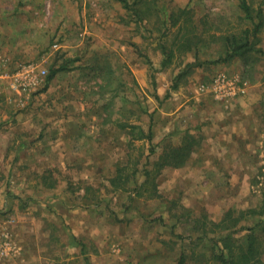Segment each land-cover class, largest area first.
I'll return each mask as SVG.
<instances>
[{"label":"rangeland","instance_id":"rangeland-1","mask_svg":"<svg viewBox=\"0 0 264 264\" xmlns=\"http://www.w3.org/2000/svg\"><path fill=\"white\" fill-rule=\"evenodd\" d=\"M248 1L255 8L262 4L264 14V0ZM128 2L140 7L143 23L120 0H0L2 71L11 72L22 61L48 72L66 63L28 95L9 99L4 96L8 79L0 82V130L5 132L0 148L12 166L9 173L0 172V181L7 183L0 201L15 203L14 209L2 210L1 223L12 216L22 219L3 224L0 239L10 231L17 252L0 262L29 245L54 264H177L181 255L183 264H224L211 240L218 234L196 239L200 231L194 224L208 217L218 221L229 207L254 206L262 197L264 28L253 51L213 62L225 52V34L251 27L239 0ZM169 15L180 19L173 24ZM211 67L214 75L241 77L244 93L234 98L248 99L250 153L237 159L238 169L248 164L250 171L242 197L228 199L233 193L222 190L220 202L184 201L182 174L172 166L155 178L156 197L136 195L142 170L115 189L110 179L118 171L130 175L138 161L143 168L161 146L178 143L177 112L187 118L193 107L221 101L201 90ZM203 114L207 120L209 112ZM245 233L235 238L244 242ZM254 264H264V254Z\"/></svg>","mask_w":264,"mask_h":264},{"label":"crops","instance_id":"crops-1","mask_svg":"<svg viewBox=\"0 0 264 264\" xmlns=\"http://www.w3.org/2000/svg\"><path fill=\"white\" fill-rule=\"evenodd\" d=\"M212 68H210L209 73H205L207 74L205 82L210 81L214 76V69ZM210 73L213 74L211 75ZM237 79L241 80L242 78L237 77ZM243 83L246 84L247 81L243 80ZM162 86L161 82L159 87ZM6 92L7 94L4 93V96L9 99L12 96H16L9 90H6ZM206 93L208 94V92ZM13 102L9 101L6 104L12 106ZM247 102L248 99L238 97L229 100V103L221 100L215 105L212 104L210 106L207 104L205 108L193 107V113L189 114L190 116H187V118H181V114L177 112V141L179 142L186 133L195 136L198 140L195 150L190 154L186 163L181 167H177L183 178V181L178 182L183 184L184 201L205 198L210 201L212 199L220 202L222 190L227 191V193H233L227 197L228 199L232 197L237 198L238 196L242 197V195H239V192L243 193L242 190L245 189L246 178H248L250 171L248 164L247 167L242 166L238 169L237 159L241 154L250 153L248 146L245 145L246 138H248L245 131L247 125L245 119ZM205 111L209 112L207 120L201 117ZM3 132L0 130V136L4 135ZM5 157L6 151L0 148V172L9 173L12 166L11 163L5 160ZM198 157L199 159L195 160ZM250 169L252 170V168ZM178 175L179 173H177V177ZM6 186L7 183L3 184L1 180L0 190L5 189ZM10 200L5 198L3 201H0V213L7 208H15V203ZM16 206L18 207L19 204H16ZM2 219V215L0 214V230L5 225L6 227L9 225L13 226L14 222L22 220L19 215L18 219L12 216L9 221L1 223ZM208 220L214 221L215 219L213 220L208 217ZM4 223L5 225H3ZM22 225L20 224L19 226ZM193 236L191 234V237ZM208 238H210V235H208ZM67 252H69L68 249ZM15 257L9 259V261L0 262V264H54L47 257L45 259L42 258L39 249L29 245H23L21 251Z\"/></svg>","mask_w":264,"mask_h":264},{"label":"trees","instance_id":"trees-1","mask_svg":"<svg viewBox=\"0 0 264 264\" xmlns=\"http://www.w3.org/2000/svg\"><path fill=\"white\" fill-rule=\"evenodd\" d=\"M127 9L132 10L137 19L143 23L142 11L138 10L140 7L132 5L128 0H120ZM136 2L140 0H135ZM146 2V1H145ZM141 3V2H140ZM147 4V3H145ZM239 8L243 13L245 20H248L250 26H246L238 33H228L224 35L225 52L213 62L223 61L228 62L234 57L245 56L256 48L260 42L259 33L264 28V14L262 4L256 8L253 7L248 0H239ZM185 8L180 9L183 13ZM174 18L169 15L168 19ZM180 19L179 16L173 19V24ZM177 20V21H176ZM183 25H179L178 30H182ZM188 40V39H186ZM188 46V45H187ZM185 46V47H187ZM190 48V47H188ZM172 55V51L170 52ZM168 61V60H167ZM163 62V65L167 64ZM187 65H190L187 64ZM66 68V63L62 62L55 68H51L47 74L46 82H50L55 75ZM144 137L151 142V136L147 133ZM143 137V138H144ZM140 138V137H139ZM198 140L191 134H185L177 144L169 142L165 146H161V152L155 160L150 164L148 162L142 164L140 168L137 162L130 175H123L118 171L114 177L110 179L114 188H119L122 183H128L136 179L140 170H142V179L140 182L135 180L134 190L137 196H142L147 193V198H153L158 195L157 184L155 178L160 174L165 166L181 167L188 160L190 154L195 150ZM163 147V148H162ZM154 151L152 147L149 153ZM148 164V165H147ZM146 165V166H145ZM262 175V174H261ZM91 188V187H88ZM121 188V187H120ZM251 221V224L248 223ZM197 222V221H196ZM206 227V225H208ZM194 230L200 231V235L196 237L209 239L208 234H218V237H210L214 246H218L219 253L216 255L217 259L224 264H254L261 261V256L264 254V192L258 204L244 209H237L236 207H229L218 221H201L194 224ZM246 231L244 235V242H239L235 238V234ZM181 238V235H177ZM191 235H189V238ZM192 238V237H191ZM183 256H179L177 264H183Z\"/></svg>","mask_w":264,"mask_h":264},{"label":"built area","instance_id":"built-area-1","mask_svg":"<svg viewBox=\"0 0 264 264\" xmlns=\"http://www.w3.org/2000/svg\"><path fill=\"white\" fill-rule=\"evenodd\" d=\"M54 46H57V44L54 43ZM1 69L0 65V82L3 81L4 78H7L8 82H6V89L16 96L28 95L35 91L38 84L43 79L45 80L48 74V69L46 67L42 65L39 66L34 61H22L18 63L11 72H4ZM2 73H7L8 75L2 77ZM1 90L2 85L0 83V92ZM201 90L208 91L212 93L215 98L225 101L238 96L239 93H244L238 80L224 73H217L210 81L201 84ZM3 236L4 239H0V261L17 252L15 244L11 241L10 231L4 232Z\"/></svg>","mask_w":264,"mask_h":264}]
</instances>
